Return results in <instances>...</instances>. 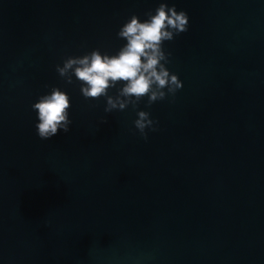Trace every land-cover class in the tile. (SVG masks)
Wrapping results in <instances>:
<instances>
[{
	"label": "water",
	"instance_id": "95a60500",
	"mask_svg": "<svg viewBox=\"0 0 264 264\" xmlns=\"http://www.w3.org/2000/svg\"><path fill=\"white\" fill-rule=\"evenodd\" d=\"M162 2L189 16L163 44L174 97L85 98L59 75ZM54 87L71 123L41 140ZM0 264H264V0H0Z\"/></svg>",
	"mask_w": 264,
	"mask_h": 264
},
{
	"label": "clouds",
	"instance_id": "9594fccd",
	"mask_svg": "<svg viewBox=\"0 0 264 264\" xmlns=\"http://www.w3.org/2000/svg\"><path fill=\"white\" fill-rule=\"evenodd\" d=\"M145 15L147 19L143 22L132 15L120 28L117 35L127 43L115 55H102L99 50H93L83 57L69 58L63 68L57 67L59 75L64 77L71 71L85 85L81 88L85 98L107 95L106 90L114 87L118 81L126 82L121 95L135 97L136 102L147 97L149 107L166 99L165 89L174 97L183 84L176 75H170L161 63L168 62L163 44L188 31L189 16L187 12L177 11L174 5L168 7L163 2L155 9V14L149 11ZM109 81L113 83L110 84ZM67 83L70 84L71 79ZM108 104L109 108L105 111H111L117 106L111 98ZM119 106L121 109L125 107L124 104ZM69 108L70 97L56 87L49 94L38 98L32 109L37 113L38 123L35 128L41 140L55 137L61 129L65 133L69 131ZM137 115L134 127L147 140L145 130L157 131V122L150 119L148 112L140 111Z\"/></svg>",
	"mask_w": 264,
	"mask_h": 264
}]
</instances>
